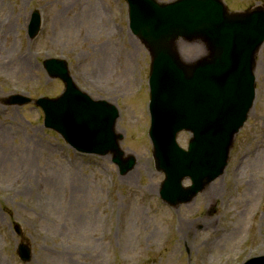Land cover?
Instances as JSON below:
<instances>
[{"label":"rangeland","instance_id":"obj_1","mask_svg":"<svg viewBox=\"0 0 264 264\" xmlns=\"http://www.w3.org/2000/svg\"><path fill=\"white\" fill-rule=\"evenodd\" d=\"M223 1L229 11L264 7ZM33 11L41 22L30 38ZM176 48L184 61L207 52L201 40L179 39ZM47 57L65 64L80 91L118 109L114 130L123 158L134 161L129 170L120 172L113 152L81 153L44 126L34 100L64 90L44 70ZM149 63L125 0H0V264H242L264 255V41L254 102L223 173L177 206L159 196ZM13 95L32 101L8 104ZM189 138L177 140L185 148ZM20 245L31 250L27 263Z\"/></svg>","mask_w":264,"mask_h":264},{"label":"water","instance_id":"obj_2","mask_svg":"<svg viewBox=\"0 0 264 264\" xmlns=\"http://www.w3.org/2000/svg\"><path fill=\"white\" fill-rule=\"evenodd\" d=\"M129 26L149 49V136L158 170L165 174L160 197L171 205L193 199L208 183L223 173L234 134L242 126L255 97L253 66L264 41V7L229 13L221 0H126ZM40 15L33 11L28 35L33 38ZM202 40L207 54L196 61L181 59L176 41ZM51 77H60L65 90L57 98L35 100L44 111V125L57 131L75 149L104 155L113 152L120 172L133 166L123 158L114 130L117 108L96 101L80 91L57 59L43 63ZM31 99L11 96L8 104ZM192 133L187 149L177 133ZM184 178L191 185L183 186ZM22 260L31 251L20 245ZM242 264H264V255Z\"/></svg>","mask_w":264,"mask_h":264},{"label":"bare ground","instance_id":"obj_3","mask_svg":"<svg viewBox=\"0 0 264 264\" xmlns=\"http://www.w3.org/2000/svg\"><path fill=\"white\" fill-rule=\"evenodd\" d=\"M214 197L215 195L212 194V196L210 197V200H208L209 201L208 203L214 202Z\"/></svg>","mask_w":264,"mask_h":264}]
</instances>
